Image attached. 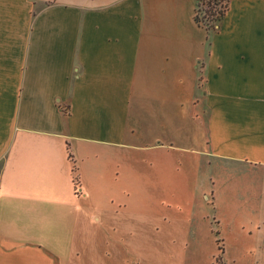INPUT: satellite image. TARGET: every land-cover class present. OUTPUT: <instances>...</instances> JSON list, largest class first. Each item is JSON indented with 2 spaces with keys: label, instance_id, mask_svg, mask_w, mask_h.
<instances>
[{
  "label": "crops",
  "instance_id": "crops-1",
  "mask_svg": "<svg viewBox=\"0 0 264 264\" xmlns=\"http://www.w3.org/2000/svg\"><path fill=\"white\" fill-rule=\"evenodd\" d=\"M196 7L0 0V264H75L97 225L112 248L142 143L264 167V0L211 33Z\"/></svg>",
  "mask_w": 264,
  "mask_h": 264
},
{
  "label": "rangeland",
  "instance_id": "rangeland-1",
  "mask_svg": "<svg viewBox=\"0 0 264 264\" xmlns=\"http://www.w3.org/2000/svg\"><path fill=\"white\" fill-rule=\"evenodd\" d=\"M207 7L202 0L200 17ZM148 142L121 158V207L111 215L120 240L104 247V229L90 227L97 235L75 264H264V167L212 166L209 156L175 151L167 139L166 147Z\"/></svg>",
  "mask_w": 264,
  "mask_h": 264
},
{
  "label": "trees",
  "instance_id": "trees-1",
  "mask_svg": "<svg viewBox=\"0 0 264 264\" xmlns=\"http://www.w3.org/2000/svg\"><path fill=\"white\" fill-rule=\"evenodd\" d=\"M201 1L197 0L194 21L198 26L206 29L208 33L216 32L229 10L231 0H203L207 1L208 5L204 18L199 15V4Z\"/></svg>",
  "mask_w": 264,
  "mask_h": 264
}]
</instances>
